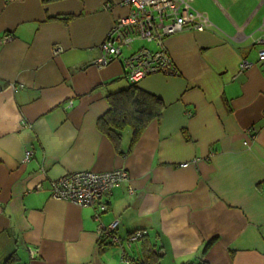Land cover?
<instances>
[{"label":"crops","instance_id":"1","mask_svg":"<svg viewBox=\"0 0 264 264\" xmlns=\"http://www.w3.org/2000/svg\"><path fill=\"white\" fill-rule=\"evenodd\" d=\"M123 1L0 0V264H135L144 240L158 264H264V0L193 1L213 27L166 38L178 74L136 83L162 101L160 119L131 148L125 130L118 152L96 125L131 83L119 61L94 62ZM112 170L129 181L98 221L50 198L65 173ZM113 220L118 246L96 232Z\"/></svg>","mask_w":264,"mask_h":264},{"label":"built area","instance_id":"2","mask_svg":"<svg viewBox=\"0 0 264 264\" xmlns=\"http://www.w3.org/2000/svg\"><path fill=\"white\" fill-rule=\"evenodd\" d=\"M193 1L124 0L123 5L128 10L127 14L114 22L99 44L95 67L104 68L119 61L124 69V78L131 84H136L151 75L176 76L178 72L164 46L166 38L183 31L203 32L213 27L208 16L193 7ZM105 7L110 8V5L106 4ZM259 31L262 36L256 44L264 45V20ZM10 39V35L4 36L5 41ZM59 51V48L54 49V54ZM258 62L264 63V49L258 52ZM252 65L242 61L239 71L248 70ZM71 104L69 102V106ZM248 131L249 136L253 138L255 133L253 127ZM32 154L30 150L25 151L23 163L27 162ZM181 166L186 167L187 164ZM128 181L129 175L124 170L79 171L65 173L51 180L48 191L52 199L92 209L93 217L98 221L108 210L107 199L113 189ZM117 226V220L107 225L98 223L96 230L98 238L108 240L114 246L120 245V238L116 233ZM146 236L145 230L129 233L125 237L126 246L131 247L133 243L141 241ZM127 263L134 264L131 261Z\"/></svg>","mask_w":264,"mask_h":264},{"label":"trees","instance_id":"3","mask_svg":"<svg viewBox=\"0 0 264 264\" xmlns=\"http://www.w3.org/2000/svg\"><path fill=\"white\" fill-rule=\"evenodd\" d=\"M108 111L97 121V129L106 136L114 148L120 152V142L125 130L131 131L129 148L139 139L148 125L159 120L164 109L162 101L139 89L136 84H130L127 88L106 96ZM144 237L143 239H145ZM142 239V240H143ZM208 242L204 250L211 243ZM143 255L135 264H158V255L153 249L150 250L147 240L143 241ZM2 264H13L10 257Z\"/></svg>","mask_w":264,"mask_h":264},{"label":"rangeland","instance_id":"4","mask_svg":"<svg viewBox=\"0 0 264 264\" xmlns=\"http://www.w3.org/2000/svg\"><path fill=\"white\" fill-rule=\"evenodd\" d=\"M136 45L138 46V45H139V43H137ZM142 45H144V44H142ZM146 45H147V44H146ZM144 46H145V45H144ZM147 46H148V47H151V46H149V45H147Z\"/></svg>","mask_w":264,"mask_h":264}]
</instances>
